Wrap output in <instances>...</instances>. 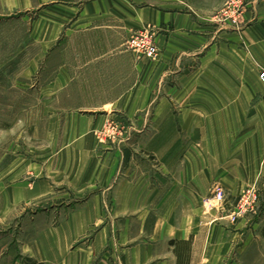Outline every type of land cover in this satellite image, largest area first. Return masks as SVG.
Returning <instances> with one entry per match:
<instances>
[{"label": "crops", "instance_id": "crops-1", "mask_svg": "<svg viewBox=\"0 0 264 264\" xmlns=\"http://www.w3.org/2000/svg\"><path fill=\"white\" fill-rule=\"evenodd\" d=\"M135 1L0 0V22L33 20L30 37L40 50L20 68L48 71L41 95L50 104L57 96L79 97L75 108H52L49 116H80L91 133L121 112L137 119L155 103L150 125L158 120L152 127L166 131L168 140L163 135L144 151L158 157L165 178L174 177L163 193H154V186H142L151 176L137 170L134 156L125 158L129 179L119 176L120 154L100 157L93 180L103 184V194L64 209L60 223L33 224L23 252L35 264H238L250 246L264 242V206L253 221L247 214L229 222L219 220V209L205 217L202 201L210 182L235 183L224 215L227 196L237 198L244 183L264 181V0H245L238 26L217 21L228 0H159V13L151 6L138 10ZM150 26L159 60L143 64L124 43ZM185 134L192 141H184ZM84 147L90 150L91 142ZM173 158L182 160L183 172L169 171ZM9 237L0 236V264H23L18 245L10 257L3 253ZM235 246L244 250L236 261Z\"/></svg>", "mask_w": 264, "mask_h": 264}, {"label": "rangeland", "instance_id": "rangeland-1", "mask_svg": "<svg viewBox=\"0 0 264 264\" xmlns=\"http://www.w3.org/2000/svg\"><path fill=\"white\" fill-rule=\"evenodd\" d=\"M135 2L138 10L142 9L145 13L148 6L158 13L163 10L159 0H136ZM227 3L228 1L218 10L216 17L220 15ZM33 24L32 18L19 19V16L0 22V236L6 232L10 233L9 247H5L8 252L3 251V253H9L10 257L14 254L12 246L18 245L22 253L18 256H21L20 262L23 264H35L34 260L28 257L29 254L23 252V245L30 242L34 236L33 224L38 223L40 227H48L53 221L54 224L60 223L59 220H63L65 216L64 209L79 208L88 200L103 194V184L99 186L93 180L99 172H97V165L102 159L100 157L120 154L124 162L119 176L129 179L130 174L126 172L129 166L125 165V158L134 156L137 170L140 169L151 176L147 181L144 180L142 186L146 185L147 189H153L154 186V193H163L174 181L172 175L168 176L170 179L165 178L159 170L158 157L144 151L145 146H148L151 141L153 147L161 143L163 135L164 139L168 140L167 134L164 133L166 131L160 133V127H152L160 126L157 124L158 120L152 122V126L150 125L149 116L155 103L150 105L148 111H140V118L130 121L121 112L117 117H110L107 121L98 124L91 133L84 130L87 125L86 119L80 116L76 119L49 116L52 108L57 107L64 112L75 108L81 102L74 94L72 98L57 96L50 104L48 97L40 93V89L44 88L41 84L48 79V71L35 70L34 74H30V71L20 68V65L26 63L27 57H31L40 50L32 45L30 30ZM36 24L38 30L46 29V25ZM145 31L152 35L156 43V33L151 26L132 32L129 38ZM128 39L124 43L126 49ZM157 47L159 49L158 45ZM159 54L160 49L158 56L154 59L144 56L136 57L138 62L148 64L158 62ZM146 114L148 122L144 117ZM175 137L178 135L174 137L169 135L171 140ZM184 137V141H192V135L185 134ZM88 141L92 145L90 150L84 147ZM174 158L170 159L169 171L173 174L176 170L183 172L186 166L182 164V160ZM141 159L146 161V164L140 162ZM205 176L206 174H202V179ZM149 183L151 185L148 186ZM201 184L199 182L197 187L199 189L200 185L202 191L205 184ZM217 184L224 186L225 193H231L230 187L235 183L212 181L208 188L209 195L212 187ZM244 186L237 198L227 196L230 206L227 205V209L224 208V215H222L223 208H219V220L227 219L232 222L227 216L236 207L240 195L247 190L259 196L257 207L264 206V181L248 182L244 183ZM66 203L69 205L65 206ZM202 214L209 218L205 210ZM249 215L253 216L251 218L253 221L258 213H248L247 216ZM59 216H61L60 219H58ZM214 220L211 219L210 224ZM239 248L235 246L232 250L235 261L239 253H244V250ZM248 251L244 253L245 256L242 259H239L238 264L264 263V242L260 241L258 246L253 244ZM9 264H11L10 260Z\"/></svg>", "mask_w": 264, "mask_h": 264}, {"label": "built area", "instance_id": "built-area-1", "mask_svg": "<svg viewBox=\"0 0 264 264\" xmlns=\"http://www.w3.org/2000/svg\"><path fill=\"white\" fill-rule=\"evenodd\" d=\"M248 9L245 0H228L227 5L218 15L219 22H230L232 25L238 26L240 16ZM127 49L136 56H144L154 59L158 56L159 49L153 40L152 35L145 31L132 35L127 40ZM259 80L264 84V71L259 73ZM210 195L202 201L203 208L206 212L213 209L223 208L226 201L225 189L217 184L212 187ZM238 203L233 211L227 216L230 221L234 222L237 218L243 217L248 213H256L259 196L251 190H247L238 198Z\"/></svg>", "mask_w": 264, "mask_h": 264}]
</instances>
